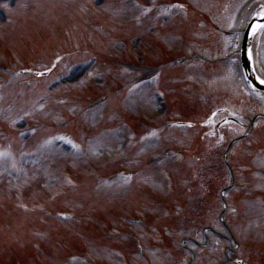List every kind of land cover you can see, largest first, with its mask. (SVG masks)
<instances>
[{
    "label": "rangeland",
    "instance_id": "rangeland-1",
    "mask_svg": "<svg viewBox=\"0 0 264 264\" xmlns=\"http://www.w3.org/2000/svg\"><path fill=\"white\" fill-rule=\"evenodd\" d=\"M5 3L8 4V7H13L11 10L7 8L8 14L11 16L6 15V10L2 11V14L0 12V61L2 60L6 61V64L8 68H13L14 70L18 69L21 65V63H25V65L32 66L31 63H35L37 66H42L43 63L47 61L48 63H51L55 61L60 56L70 53L76 48H69V46L75 44L78 41L79 44H85V45H93L91 43L92 38L88 36V30H93V27H85L83 25V22H87V13L85 8H82V5H84L88 0H81L80 2H75V0H17V3L15 5V0H3ZM93 1V4L95 3L96 6L100 5L101 0H91ZM193 2L188 1L190 4H185V6L190 5L192 7H195V9H198V12L195 13L194 17L191 19H182V17H185V13L182 10H175L171 9L172 12L170 20L175 19L177 25H183L184 29L187 28L190 32V39H194L200 32L199 29L205 27V20L213 18L210 17L209 12L211 9H217L218 12H222L223 7H228V5H224V0H192ZM253 2V3H252ZM81 3V4H80ZM243 3L245 7L252 6L254 4V0H233V4L230 8L233 9L234 12L231 13V19H235V17L240 16L241 10L243 11V6L241 9L238 10V7L240 4ZM4 6V4H0ZM197 7H196V6ZM236 5V6H235ZM15 6V8H14ZM250 6V7H251ZM220 7V8H219ZM225 8V9H226ZM94 10L98 11V8H93ZM169 10V9H168ZM85 11V12H84ZM205 11L207 14L203 13ZM240 11V12H239ZM114 11H112L111 7H106L105 12L102 14L103 17H106V21H104L106 24L111 26L114 29L121 28L119 26L118 22L116 23L115 17H114ZM13 13V15H12ZM86 13V14H85ZM106 13V15H105ZM170 12L168 11V14ZM112 14V16H111ZM111 16V17H110ZM126 14L124 13V17ZM79 17L82 19V21L79 20ZM210 17V18H208ZM69 18V19H67ZM71 18V19H70ZM182 19V20H181ZM71 20H76L78 24H74L72 26H68L67 23H70ZM66 21V22H65ZM179 21V22H178ZM172 24V22H171ZM164 27L167 28L168 24H164ZM172 26H170L171 28ZM193 28V30H192ZM231 28V27H229ZM242 26L239 28L241 29ZM123 29V28H122ZM175 29V28H174ZM96 30V29H94ZM233 30V29H232ZM99 32L98 30H96ZM173 31V30H172ZM122 32L124 34V37L121 41L126 42L128 45V48L126 49L125 45L121 43H116L114 40H111L107 35H105L103 32H99L103 37L98 38V45L99 48L104 49V52L99 49V51L102 53L104 57H111L114 59L115 64L117 68H114L111 72V81L109 83H128L131 79L129 76H124L123 78L120 76V70H118V62L121 61V63H136L139 65H146L151 67L152 70H155L159 68V71L157 72L160 79H163V83L165 84L167 90L169 91V94L172 96L173 104L172 108H168L167 114L163 116L164 112L158 110L156 107L155 102L152 103L151 107L147 108L149 109L147 112H144V108H139L140 106H143L144 100L140 95H135L132 97H129V99L132 98V107L129 108L134 110L135 114L139 117H143L147 123L156 124L163 126V121L166 117V121L171 120H180V121H186L189 117H199L203 114H210L212 115L213 106L216 107L213 102H215V99H212L213 96L215 97L217 95L219 101L223 102L227 99H230L228 103V107L234 111V114L230 113L228 111L229 118H234L239 120V122L243 123L244 127L240 129L239 127L235 129L234 125L229 123L228 120H226L225 123L220 125V130L223 133L224 136H230L228 141L229 143H226V150L230 149L228 148L229 144H234L235 141L245 135V133L248 131L249 127V120L254 117L257 113L261 112L264 114V99L259 98L257 95H246L244 94V98L241 96H236L237 93L235 91H231L233 84L238 83L239 85L241 82L244 83V80L241 79L238 81L239 75L237 74V70L239 69V50L240 46L237 45L233 47L235 37H230L231 39L224 38L221 39V47L222 52L225 53L226 56L230 55V59L228 61H225L224 63L222 60L219 62H214V65H217L216 68L217 71H211L207 70L205 65L200 64L201 62H204V57L202 55L195 54L196 50L194 45L187 48V46H181L182 41L181 39L173 40L172 37L170 40V35L168 34L167 37L163 38H155L156 36L154 34H151L149 37L150 40H144L142 42H139L140 39L137 38V35H131L128 33H125V31H118ZM85 33V36L83 35ZM59 34V35H58ZM82 36V37H80ZM80 37V39H78ZM103 38V39H101ZM121 38H117V40H120ZM12 41V42H11ZM63 43V45H61ZM72 43V44H70ZM163 45V46H161ZM64 46V47H62ZM58 47V48H57ZM142 47L147 48L146 54H140V50L143 51ZM233 48H236L235 52L231 54L233 51ZM134 49V50H133ZM188 49V51H187ZM81 50V49H80ZM95 50V49H93ZM185 50V51H184ZM193 50V51H192ZM97 52V50H95ZM133 51L137 54H134V58L132 56ZM87 51H84L82 54H75L72 55L70 58H67L62 63H66V67L71 66L73 63L82 61L89 56V54L84 55ZM119 54V56H118ZM207 54L208 53H204ZM260 59V74H262V78L264 80V53L257 54ZM233 56L235 57L236 61H232ZM198 58V59H197ZM120 59V60H119ZM5 63V62H4ZM143 63V64H142ZM195 63V64H194ZM196 63L199 65H196ZM209 66V62L206 63ZM113 65V64H112ZM194 65V66H192ZM195 69H192V67ZM203 67V68H202ZM238 67V68H237ZM111 71V69H109ZM240 71V70H239ZM66 71H61V73L57 74V77L54 78L55 81L61 82L66 81L67 74H64ZM63 73V74H62ZM123 73V72H122ZM225 73V74H224ZM237 75V78L235 80L233 79V75ZM93 74L92 81L88 82V85L92 82L95 84H101V81L105 80L102 72L100 74ZM182 81V83H181ZM242 83V85H243ZM56 84L59 83H53L50 85L51 88L55 87ZM62 84V83H60ZM12 86L8 89V91L12 90L11 92H7L8 94L3 98V100L0 101V115L2 113H7L5 115H2L4 118L9 121L10 125L14 127V129H17L19 126V120H20V114L17 112L18 105H20L19 100H24L21 102V105L19 108L24 113H28V115H33L34 113L38 112L40 113L42 111V99L40 97H36L32 91H28L30 96H25V98H17V101H13L15 96L17 97L16 90L17 88V79L13 80ZM106 86V85H105ZM226 87L227 90H229V93L222 92L223 88ZM103 88V87H102ZM106 88V87H105ZM203 88V89H202ZM247 89L244 85L242 86V89ZM195 90L200 92L197 97V102L194 101V95ZM216 90L215 92L210 93L209 91ZM202 91H204L202 93ZM218 92H221L222 94H218ZM97 94H103L101 91H97L94 95ZM197 96V95H196ZM201 98V99H200ZM216 100V101H217ZM58 102L63 101L65 102V98L59 97L57 99ZM121 103V106L123 108H126L125 102L121 100V96H118L115 99V103ZM56 102V101H53ZM51 102L50 104H52ZM141 102V103H140ZM26 104V106H24ZM76 106V105H75ZM176 106V108H175ZM255 107L253 109L252 113H249V115L245 112H242V110L245 108H251ZM69 107V104H68ZM138 109L140 110H137ZM244 107V108H243ZM201 108V109H200ZM52 108L50 106L47 107V111H50ZM203 109V110H202ZM239 109V110H238ZM33 110V111H32ZM170 110V112H169ZM32 111V114H29ZM112 111H108L106 116H110L112 114ZM139 111L143 112L144 115H140ZM202 111V112H201ZM238 111V112H237ZM17 112V113H16ZM73 113H79L80 111L77 110L75 107L72 108ZM37 113V114H38ZM134 114V115H135ZM241 114L242 117L240 116ZM78 115V114H76ZM131 115V113H130ZM136 115L134 117H136ZM43 116V115H42ZM227 116V115H226ZM48 117V116H46ZM210 117V116H209ZM40 118L41 116L37 117ZM95 117L91 118V122L93 121ZM226 119V118H225ZM248 120L245 121V120ZM76 124H75V131H79L80 134L84 135L86 132H89L88 134H92L93 139L90 140L89 144L91 146V149L89 147V156L87 158L80 159L78 161H70L66 159V154L62 152L61 150H58V147L53 143H47L44 145H41L42 142L36 141L34 146L32 148H29L30 150L36 149L35 153L30 154L29 157L25 158H32V160H24V157L18 156L17 159L13 157H8L9 159H0V191H2L3 196V202H0L1 205L4 204V202L8 201L9 196L13 195L16 197H20L22 194L21 191L14 193L17 189H22L25 186V193L24 196L28 198V200L34 199L33 189H35V194L37 195L38 204H46L50 208L55 207V209L64 210L68 209V206L73 207L74 212H79L81 209L84 212L85 204H83L80 201L68 199L65 200L66 202L69 201V204L64 201V198H57V191L60 190L59 185H65L63 182H58L54 185V181H62L64 180V177L59 168L63 166H67L70 168L72 173L77 174L75 177L77 180L79 176L81 175H87L89 172H93L94 170L100 171L102 174L107 175L112 172V170H106V167H109L113 164L118 162L119 159L122 158L119 156L120 151L125 149V142H126V129L125 127H121V131L118 132H102V129L106 126L105 122H101L100 124L97 123L95 125H91L89 122H87L85 119H81L78 117L75 118ZM145 123V124H147ZM110 124V123H109ZM79 125V127H78ZM237 126V125H236ZM78 127V128H77ZM12 128V127H11ZM234 128V129H233ZM13 129V128H12ZM232 134H229L228 131ZM155 133H160L158 130H152L149 135L153 136ZM189 140L190 138H193L196 136V133H188L183 132ZM188 133V134H186ZM53 134L51 137H55L56 134ZM178 133L175 136H173V140H175V143L177 141L183 140V134ZM107 135V136H106ZM100 136H102L100 138ZM106 136V137H105ZM156 136V135H155ZM108 138V139H107ZM223 138V136H222ZM109 139H111L109 141ZM222 140V139H221ZM243 141V140H242ZM223 142V141H222ZM148 143V140L144 142V144ZM238 143V142H237ZM155 144H160L159 142H156ZM96 146L95 149H93V146ZM148 147H144L143 149L137 148L134 151L133 158L134 160L131 163V166L135 168L136 165H142L143 167H146L147 165L152 167L154 165H160L163 163H167V165H171L172 169L174 170L173 178L174 180H171V182H177L175 188L173 189V192H177V194H174V199L170 198L171 193L168 186L164 183L163 180L157 181L156 174L160 175L162 173L166 174L167 171L157 170L155 173H150L144 171L143 176L136 179L133 184L134 190L136 191V194H138L137 197H130L131 201L133 202L132 207L129 209L134 215L137 214L136 217H139V219L142 221V224L140 225H131L129 223L127 226L124 224V221L126 220V217H128L129 214L126 211V207L130 205L129 203H126L125 201H118L114 197L113 200L109 196H111L112 191L111 190H126V187L118 186V185H112L111 189H105L103 191H96L94 188L95 182H91L89 179L88 185L91 190V195L87 194L85 192L81 193L75 192L71 193L73 198H78L81 193V197L84 195H88L90 198L95 199L94 201L97 203H100L101 200H103L105 197L107 198V203L105 208H101V210L91 208H86L87 211L85 213H91L94 215L92 216L91 220H89L92 224L98 226L100 233L104 235V233L108 235H113V232L109 230V228L114 229L117 227H127V232L131 228V232L133 237L129 238L128 240H134V237L138 236L141 238V240H145V242L149 245L150 242L153 240H157L154 238H157V231L152 230L153 223L155 222H172L169 220L162 221L161 218L164 215V212L167 213L168 211H175L179 208V205H181L184 208V214L186 216V213H188L187 217L191 216V213L194 214L195 212H198V216L191 217L190 221L186 220L187 227L184 228V232L181 233V236L185 237V234L187 237H190L191 239L188 248L185 249L182 254L171 256L169 254H162L160 252H156L152 255V264H189L190 259L194 257V264H221L220 258H219V250L221 248V244H223L224 248L226 250L224 251L226 255L230 253L231 255L235 256L237 255L238 258H241V256H248L249 260H251V257H254L255 261H258L259 264H264V201L258 200L255 198L253 194H260L264 193V173H261V169L264 170V158L263 152H253L254 157L250 159L249 155L247 157H242L241 161H237L238 164L233 167L234 171V179L232 180L230 177L227 179V187L232 188L233 182L235 181L236 187L239 189V191L236 192L238 195H243L244 198H239L240 202L237 205V207H230L228 208H221L219 209L220 205L223 204L221 200V192L222 189L218 188L220 185H224L225 182L222 178H213L211 185L209 184V188H207V193L203 195L205 197L204 204H202V201L200 205H196L197 201L195 203L193 202V192L195 191L196 183L194 187L193 192L189 190L190 186V180L191 175H189V180L186 181L187 176L186 174H190L191 172L187 171V167L191 166L189 162L185 161L183 162L184 165L181 166H174L170 161H165L163 163L160 162L162 158L163 153H168L170 150L173 149L172 145L170 146L168 143L163 142L162 143V154L158 153L160 150L151 149L153 147L158 148L160 145H154L153 147L151 145H146ZM220 146V145H219ZM218 146V147H219ZM245 146L242 144V147ZM262 146V145H261ZM122 148V149H121ZM150 149V150H148ZM160 149V148H158ZM152 152V156L146 158V155L148 152ZM234 152V151H233ZM248 153L247 149H245L242 152ZM118 156L117 159H112L113 157ZM165 156V155H163ZM244 156V155H242ZM246 158V159H245ZM249 159V162H248ZM261 159V160H260ZM4 160V161H3ZM77 160V159H74ZM239 160V159H238ZM247 160V162L245 161ZM245 161V162H244ZM219 163V161H217ZM233 162V161H232ZM6 164L8 168H5L3 164ZM105 163V166H103ZM234 163V162H233ZM257 164V165H256ZM174 166V167H173ZM116 167V166H115ZM162 167V166H161ZM181 167V169H175ZM14 170V171H13ZM16 170L20 171L18 178H11V175L9 173L11 171L16 172ZM46 170L45 172H43ZM61 170H63L61 168ZM151 170L155 171L154 168ZM94 171V176L98 175ZM150 173V174H149ZM186 173V174H185ZM199 173H202V169L199 170ZM90 174V173H89ZM84 179L86 177L81 176ZM19 179L17 182H15L16 185L19 183H22V187H9L6 185H10L15 180ZM231 181V182H230ZM80 183H84L81 179H79ZM62 183V184H61ZM137 183V185H136ZM14 184V183H13ZM110 184H113V182H110ZM213 185V189H211V186ZM61 187V186H60ZM106 187V186H105ZM11 192V190H13ZM81 189V187H80ZM148 190V191H146ZM212 190V194H209V192ZM143 191V192H142ZM134 191H132L133 193ZM135 194V195H136ZM255 194V195H256ZM134 195V196H135ZM227 197H226V196ZM225 201L229 202L230 196L228 193H225ZM170 198L171 202L169 204L170 208L166 206V209H160V204L165 203V201ZM61 200L60 202L58 201ZM37 201V202H38ZM58 201L57 203H54ZM70 201L77 202L76 204H70ZM99 201V202H98ZM179 201V202H178ZM58 203L62 204L63 206L57 205ZM112 203V204H111ZM50 204V205H48ZM14 202L10 201L9 206L14 209ZM112 205L115 206V208L120 209V216H116L114 219L111 216H107L108 221L107 222H101L100 217L98 218L99 211H101V214L107 215L108 213V207ZM173 206V207H172ZM200 206V207H199ZM180 207L179 209H181ZM62 208V209H61ZM70 208V207H69ZM4 211V209H2ZM31 210L25 209L24 215L27 213V216L31 218L30 222H28L26 216H24V221L28 222V224L31 225L32 229L29 231L30 234L33 237H36L41 240H45L46 244L50 241L49 238H51V235L54 236L57 230V226L62 227L67 232L70 231L71 234H74L76 236L75 239L67 240L68 243L73 248L77 247L78 251L83 252L87 250L89 251V254H91L92 257L96 260L102 261L103 264H146V262H142L144 259L140 258L138 255H132L131 253V244H128L127 242L123 244V242H120L117 245L118 247H121L123 250L122 252H114L110 254V248L111 246H102V245H96L94 242H92V239L94 241V238H96V234L89 235L83 230L80 232L81 229L80 223H75V227H72L69 224H62V222L55 221L50 224V221L47 219L46 216L42 213L37 212H30ZM98 211V213H97ZM186 212V213H185ZM177 213V212H176ZM132 215V216H134ZM97 216V220H96ZM183 216V215H182ZM53 218V216H49ZM166 217V216H165ZM164 217V218H165ZM175 217V212H171V218ZM177 217V216H176ZM200 217V219H199ZM178 218V217H177ZM196 219V221H195ZM202 219V220H201ZM177 220V219H176ZM211 220V221H210ZM2 221L8 223L12 227H15L18 221V217L5 213L2 216ZM201 221L203 222H209L206 225H202ZM122 222V223H119ZM226 223L229 227H225ZM196 225V228L194 227ZM208 226L207 228H205ZM72 227V228H71ZM174 227V226H173ZM172 227V228H173ZM123 228V229H124ZM232 228V229H229ZM229 229V231H228ZM40 230H43V232H40ZM171 231V234L174 235V231L172 229L164 230ZM214 231H216L217 234H220L221 236H225L228 239L227 240H217V237L212 238L213 240L207 243V235L214 234ZM208 232V233H206ZM233 233L236 236V239L232 236ZM68 234V233H67ZM67 234H62L60 237H69ZM137 234V235H134ZM66 235V236H65ZM86 235V236H85ZM180 234L176 236V239L178 237H181ZM159 237V236H158ZM92 238V239H91ZM117 241H120L121 238H117ZM237 243V244H236ZM176 247L178 246L177 241L175 240ZM9 246V245H7ZM44 244L42 245L41 242L34 243L33 247L34 250H29L24 247V245L19 244L17 247V251L11 250L10 253H8L7 248H4L3 246H0V264H15V260L18 261L19 264H25L26 259L31 257L32 260H36L35 264L42 263L43 264H70L69 258L67 260L61 261V256L64 255V248L62 245L55 244V248L57 251L54 250L52 247V251L49 254H44ZM60 246L59 250L58 247ZM69 246V245H68ZM243 246L244 251L247 254H244L241 251V248L237 251V247ZM13 247V246H12ZM197 247V248H196ZM15 248V247H14ZM198 251V256L195 258V252ZM162 250V249H161ZM14 251V252H13ZM208 251V252H206ZM205 252L207 254H205ZM6 253V254H5ZM36 254V255H35ZM149 254H152V252L149 251ZM252 254V255H251ZM7 255V258L6 256ZM128 255V256H127ZM251 255V256H250ZM3 256V257H2ZM47 256V257H46ZM228 258L229 257L227 255ZM226 259L228 260V258ZM7 259V261H5ZM225 260V259H224ZM226 261V260H225ZM229 261V260H228ZM33 262V261H32ZM129 262V263H127ZM252 262V261H251ZM34 263V262H33ZM191 263V262H190ZM232 264V263H231Z\"/></svg>",
    "mask_w": 264,
    "mask_h": 264
},
{
    "label": "water",
    "instance_id": "water-1",
    "mask_svg": "<svg viewBox=\"0 0 264 264\" xmlns=\"http://www.w3.org/2000/svg\"><path fill=\"white\" fill-rule=\"evenodd\" d=\"M245 46L246 45H244V48H243V57H244V59H245V63H246V68L248 69V71L250 72V73H254L253 71H252V67H251V64H250V61L248 60V58H247V56H246V52H247V50H246V48H245ZM254 81V80H253ZM256 84V83H255Z\"/></svg>",
    "mask_w": 264,
    "mask_h": 264
},
{
    "label": "trees",
    "instance_id": "trees-1",
    "mask_svg": "<svg viewBox=\"0 0 264 264\" xmlns=\"http://www.w3.org/2000/svg\"><path fill=\"white\" fill-rule=\"evenodd\" d=\"M204 49H207V46L206 47H204ZM224 177V176H223Z\"/></svg>",
    "mask_w": 264,
    "mask_h": 264
},
{
    "label": "snow or ice",
    "instance_id": "snow-or-ice-1",
    "mask_svg": "<svg viewBox=\"0 0 264 264\" xmlns=\"http://www.w3.org/2000/svg\"><path fill=\"white\" fill-rule=\"evenodd\" d=\"M261 27H264V26H261ZM42 74V73H41Z\"/></svg>",
    "mask_w": 264,
    "mask_h": 264
}]
</instances>
